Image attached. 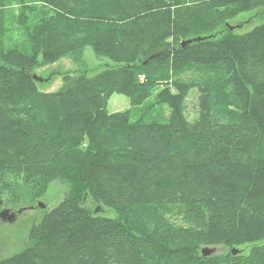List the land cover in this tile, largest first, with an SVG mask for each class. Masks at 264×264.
Wrapping results in <instances>:
<instances>
[{
  "label": "trees",
  "instance_id": "16d2710c",
  "mask_svg": "<svg viewBox=\"0 0 264 264\" xmlns=\"http://www.w3.org/2000/svg\"><path fill=\"white\" fill-rule=\"evenodd\" d=\"M7 2L0 0L1 192L33 200L60 182L76 193L0 264H207L218 256L204 259L200 247L264 239V23L218 41L202 36L264 0H46L29 34L31 54L7 45ZM86 47L112 66L66 78L59 92L37 91L39 58L54 62ZM195 91L191 122L186 102ZM115 94L132 108L155 94L168 115L136 124L129 111L110 114ZM85 196L116 219L86 207ZM238 254L224 257L234 264ZM249 259L242 263L261 264Z\"/></svg>",
  "mask_w": 264,
  "mask_h": 264
},
{
  "label": "rangeland",
  "instance_id": "374dc122",
  "mask_svg": "<svg viewBox=\"0 0 264 264\" xmlns=\"http://www.w3.org/2000/svg\"><path fill=\"white\" fill-rule=\"evenodd\" d=\"M7 4L6 21H12L11 25L9 24L11 21L7 23L9 26L7 45L20 44L23 52L31 54L29 34L39 24L40 14L38 13L41 9L49 10L46 0H8ZM263 23L264 8H254L248 12L238 13L234 18L227 20L225 26H220L212 32L203 33L202 36H212L214 40L218 41L223 39L228 31L236 35H243ZM19 25L22 26V29ZM110 66H112V62L109 58L98 55L92 47L77 49L73 52L66 51L54 62L44 63L43 59L39 58L38 67L34 70V75L41 80L37 85V91L41 94L59 92L67 85L66 78L76 79L80 75L92 78ZM219 107L222 110L235 111L231 105L226 108L224 105ZM198 109V94L195 91L186 102V114L191 122L197 119ZM108 111L110 114L129 111L132 122L136 124L162 122L168 115L167 106L159 102L155 94L140 108H132L129 98L115 94L109 101ZM1 191L0 187V261L24 249L28 245V235L33 225L39 223L45 213L56 208L65 196L76 193L71 184L60 182L51 183L42 194L35 195L36 198L33 200H25V196L13 200L7 193L3 194ZM85 198L86 207L96 210V213H103L116 219L114 211L103 205L93 204L88 196ZM18 200L22 202L16 203ZM4 211H8L9 214L4 215ZM10 214L14 215L13 220L10 219ZM202 248L199 249L200 256ZM219 248L220 251L213 255V257L218 256L217 259L210 260L212 263L207 264H233V261L228 257L225 258L224 255H231L232 250L235 249L224 247L223 244ZM237 248L240 258L234 264H243L242 262L249 257V260L254 258L264 264V239ZM173 264H184V261L176 260ZM192 264L199 263L194 261Z\"/></svg>",
  "mask_w": 264,
  "mask_h": 264
},
{
  "label": "water",
  "instance_id": "95a60500",
  "mask_svg": "<svg viewBox=\"0 0 264 264\" xmlns=\"http://www.w3.org/2000/svg\"><path fill=\"white\" fill-rule=\"evenodd\" d=\"M33 79L36 80V81H41L40 79H38L37 76L33 75ZM4 215H7L9 214L8 211H4L3 212ZM10 219L13 220L14 219V215L13 214H10ZM220 251V248L219 247H205L202 249V254L204 257H210V256H213L215 254H217V252ZM237 253V250H233V254H236Z\"/></svg>",
  "mask_w": 264,
  "mask_h": 264
},
{
  "label": "bare ground",
  "instance_id": "6f19581e",
  "mask_svg": "<svg viewBox=\"0 0 264 264\" xmlns=\"http://www.w3.org/2000/svg\"><path fill=\"white\" fill-rule=\"evenodd\" d=\"M236 250H237V253H236V254H233V250H232V254H233L234 256H236V255L238 254V252H239L238 249H236ZM201 253H202V252H201ZM202 257H203L204 259H206V258H210V257H212V256H210V257H204L203 254H202Z\"/></svg>",
  "mask_w": 264,
  "mask_h": 264
}]
</instances>
